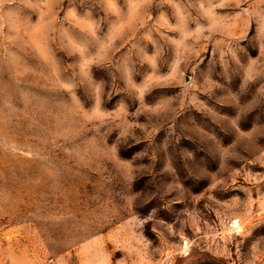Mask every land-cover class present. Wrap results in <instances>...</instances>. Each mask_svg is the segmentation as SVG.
<instances>
[{
	"label": "rangeland",
	"instance_id": "1",
	"mask_svg": "<svg viewBox=\"0 0 264 264\" xmlns=\"http://www.w3.org/2000/svg\"><path fill=\"white\" fill-rule=\"evenodd\" d=\"M0 264H264V0H0Z\"/></svg>",
	"mask_w": 264,
	"mask_h": 264
}]
</instances>
